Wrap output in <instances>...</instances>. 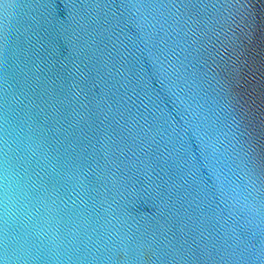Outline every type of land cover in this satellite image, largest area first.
I'll list each match as a JSON object with an SVG mask.
<instances>
[{"label": "water", "instance_id": "water-1", "mask_svg": "<svg viewBox=\"0 0 264 264\" xmlns=\"http://www.w3.org/2000/svg\"><path fill=\"white\" fill-rule=\"evenodd\" d=\"M0 264H264V0H0Z\"/></svg>", "mask_w": 264, "mask_h": 264}]
</instances>
